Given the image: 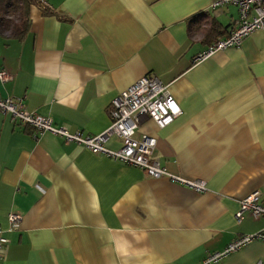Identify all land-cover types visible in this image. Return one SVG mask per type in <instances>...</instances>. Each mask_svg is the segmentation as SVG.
Returning <instances> with one entry per match:
<instances>
[{"label":"crops","instance_id":"0c3cea01","mask_svg":"<svg viewBox=\"0 0 264 264\" xmlns=\"http://www.w3.org/2000/svg\"><path fill=\"white\" fill-rule=\"evenodd\" d=\"M215 1L33 0L21 36L4 23L14 17H0V69L11 75L0 96L95 135L110 124L114 97L155 75L181 113L163 128L145 117L135 136L154 137L159 165L206 187L151 177L1 114V264H199L264 228L249 211L235 220L242 197L258 190L264 202V30L194 64L237 24L235 0ZM11 212L20 216L12 225ZM213 264H264V241Z\"/></svg>","mask_w":264,"mask_h":264},{"label":"built area","instance_id":"2783aa9c","mask_svg":"<svg viewBox=\"0 0 264 264\" xmlns=\"http://www.w3.org/2000/svg\"><path fill=\"white\" fill-rule=\"evenodd\" d=\"M223 2L225 1H215L212 6H217ZM235 2L238 6L237 24L226 37L217 39L197 53L192 60L194 64L212 56L216 51L228 47H238L247 35L256 30H264V0H235ZM40 5L43 9L47 7L45 1H41ZM10 79L11 75L0 69V82ZM180 113L181 108L169 92L168 85L162 83L155 75L143 76L121 90L110 104V124L102 132L95 135H83L79 130L71 132L65 127L54 126L49 116L28 111L22 97L0 96V115H8L10 121L29 126L35 133L49 132L58 135L66 143H77L92 153H99L113 160L137 167L151 177L163 176L194 191L204 192L206 187L203 181H190L169 173L165 167L153 159L152 151L156 144L154 137L135 136L138 125L143 118L148 117L154 121L157 127L163 128ZM112 137L120 140L118 149H110L105 146L108 139ZM260 194L256 190L239 199V208L235 213L236 222L241 221L245 211H249L255 218L264 217V202L260 201ZM7 219L12 225L20 219V216L11 212ZM254 240L264 241V228L235 237L223 249L207 253L199 264H213L220 261ZM6 242L7 239L2 235L0 229V264Z\"/></svg>","mask_w":264,"mask_h":264},{"label":"trees","instance_id":"16d2710c","mask_svg":"<svg viewBox=\"0 0 264 264\" xmlns=\"http://www.w3.org/2000/svg\"><path fill=\"white\" fill-rule=\"evenodd\" d=\"M33 0H0V17L6 14L14 18H5L4 23L7 27L11 26L12 31L16 36H21L27 29V14L28 7ZM215 26L210 25V27L204 31V41L206 43L215 37ZM211 44V43H210Z\"/></svg>","mask_w":264,"mask_h":264}]
</instances>
